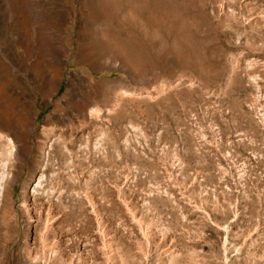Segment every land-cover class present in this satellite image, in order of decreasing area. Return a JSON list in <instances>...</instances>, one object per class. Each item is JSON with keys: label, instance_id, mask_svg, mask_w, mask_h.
<instances>
[{"label": "rangeland", "instance_id": "obj_1", "mask_svg": "<svg viewBox=\"0 0 264 264\" xmlns=\"http://www.w3.org/2000/svg\"><path fill=\"white\" fill-rule=\"evenodd\" d=\"M0 264H264V0H0Z\"/></svg>", "mask_w": 264, "mask_h": 264}, {"label": "bare ground", "instance_id": "obj_2", "mask_svg": "<svg viewBox=\"0 0 264 264\" xmlns=\"http://www.w3.org/2000/svg\"><path fill=\"white\" fill-rule=\"evenodd\" d=\"M58 5H59V6H58ZM56 6H58V9H59V10H62V9H63V5L60 4L59 1H57L56 4H55V6H53V7H56ZM2 96H3V95H2ZM5 96H6V95H4L3 98H4ZM10 105H12L11 100L9 101V106H10ZM10 107H11V106H10ZM10 107H8V108H10ZM1 110H2V109H1ZM7 111H9V110H7ZM4 112L6 113V111H4ZM1 113H2V111H1ZM4 115H5V114H4ZM3 117H4V116H3ZM9 117H10V116H9ZM3 119H4V118H3ZM5 119H6V118H5ZM9 119H10V118H9ZM11 119H12V118H11ZM5 121H6V120H5ZM5 121H4V122H5ZM8 121H9V120H8ZM5 123H6V122H5ZM8 123H10V122H8ZM11 124H13V123H11ZM11 124H10V125H11ZM7 125H8V124H7Z\"/></svg>", "mask_w": 264, "mask_h": 264}]
</instances>
